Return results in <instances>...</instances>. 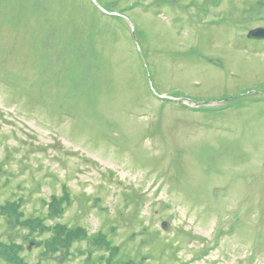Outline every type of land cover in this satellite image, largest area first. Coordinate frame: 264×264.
<instances>
[{"label":"rangeland","instance_id":"1","mask_svg":"<svg viewBox=\"0 0 264 264\" xmlns=\"http://www.w3.org/2000/svg\"><path fill=\"white\" fill-rule=\"evenodd\" d=\"M220 3L0 0V264H264V0Z\"/></svg>","mask_w":264,"mask_h":264},{"label":"water","instance_id":"2","mask_svg":"<svg viewBox=\"0 0 264 264\" xmlns=\"http://www.w3.org/2000/svg\"><path fill=\"white\" fill-rule=\"evenodd\" d=\"M249 37L251 38H264V28H257L249 33Z\"/></svg>","mask_w":264,"mask_h":264}]
</instances>
